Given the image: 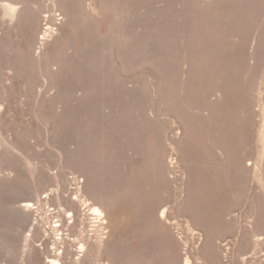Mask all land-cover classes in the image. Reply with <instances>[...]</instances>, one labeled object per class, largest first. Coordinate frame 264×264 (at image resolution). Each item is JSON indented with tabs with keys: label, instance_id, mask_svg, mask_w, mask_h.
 <instances>
[{
	"label": "rangeland",
	"instance_id": "374dc122",
	"mask_svg": "<svg viewBox=\"0 0 264 264\" xmlns=\"http://www.w3.org/2000/svg\"><path fill=\"white\" fill-rule=\"evenodd\" d=\"M47 258L264 264V0H0V264Z\"/></svg>",
	"mask_w": 264,
	"mask_h": 264
},
{
	"label": "bare ground",
	"instance_id": "6f19581e",
	"mask_svg": "<svg viewBox=\"0 0 264 264\" xmlns=\"http://www.w3.org/2000/svg\"><path fill=\"white\" fill-rule=\"evenodd\" d=\"M7 6V5H6ZM8 7V6H7ZM9 8V7H8ZM10 12H16V7H12V6H10ZM8 12V11H7ZM12 14V13H11ZM89 205H90V203H89ZM22 207H24V208H26V209H30L31 207L33 208L34 207V205L31 203V202H24L23 203V205H22ZM89 214L90 215H94L95 216V222L94 223H98V224H102V221H103V219L105 218V214L103 213V211L99 208V207H97V206H94V207H92L91 209H89ZM164 215H165V212L163 213V217H164ZM72 216H74L73 215V213H69V217L71 218ZM105 223V222H104ZM56 226V225H55ZM97 227H99L100 225H96ZM80 250L82 251V252H84L85 251V247H84V245L82 244L81 246H80ZM186 263L187 264H189L190 263V261L187 259L186 260ZM46 264H62L61 263V261H60V259L59 258H47L46 259Z\"/></svg>",
	"mask_w": 264,
	"mask_h": 264
}]
</instances>
